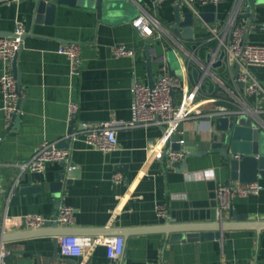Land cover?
<instances>
[{"label": "crops", "instance_id": "crops-1", "mask_svg": "<svg viewBox=\"0 0 264 264\" xmlns=\"http://www.w3.org/2000/svg\"><path fill=\"white\" fill-rule=\"evenodd\" d=\"M251 1L261 5L257 7V23H264L263 0ZM130 4L102 20L95 8L59 5L50 24L35 22L32 0L0 3V35L12 34L17 20H22L27 30L17 59L22 92L19 121L7 120L0 89V234L30 229L22 218L26 214L40 213L53 218L61 204H68L74 208V222L51 230L96 238L122 235L125 239V253L119 259L109 258L102 244L85 257L64 256L58 248L57 257L53 258L52 235L5 241L0 243V251H8L2 264H264V229L233 228L228 236L213 239L180 242L170 239L171 227L209 226L218 220H232L233 210L246 212L251 220H264V187L257 194L235 196L232 207L218 213L217 185L240 182L230 179L223 166L224 158L218 152L190 156L186 167L174 166L166 158L155 159L148 146L152 142L162 144L164 132L156 125L120 129L119 145L112 151L90 147L82 133L74 139L65 138L70 128L82 129V122L132 118L135 80L147 83L149 80L144 48L147 42L154 49L152 71L156 77L161 70L157 56L163 52L168 56L169 68L176 74L187 63L185 57L180 60L171 50L166 38L163 41L145 38L132 23L139 14L149 12L160 19L167 31L175 33L167 26L174 17L175 1L156 4L153 0H130ZM244 5L237 17L242 26L248 22L243 14L251 10L249 0ZM196 7L214 16L211 21L196 16L191 39L175 33L190 48L208 39L210 33L205 22L224 23L232 1L199 3ZM247 38L264 44V28L253 26ZM71 42L81 45V67L76 74L70 71L68 57L58 51L61 45ZM118 44L133 49L134 55H116L113 47ZM168 52L174 55V63ZM202 53L206 55L204 49ZM223 66L222 63L213 67L227 79ZM193 68L199 74L200 69L192 63L188 66L190 78L195 81ZM249 70L264 84V65H252ZM3 71L0 58V74ZM203 88L214 93L215 86L207 79ZM248 100L264 106V96L249 95ZM71 102L78 105L74 120H70ZM261 115L264 118V111ZM181 128L172 136L173 140L196 141L199 149L209 148L215 133L214 119H189ZM44 140L59 144L68 141L67 147L71 149L70 163L75 167L72 174H66L60 196L46 184L54 182L62 162L48 164L42 173L22 172L18 165L29 160ZM118 171L124 174L122 183L112 180ZM258 181L264 186V179ZM23 183L40 189L20 192L18 201L11 202L13 184ZM161 205L167 208L166 216L158 213Z\"/></svg>", "mask_w": 264, "mask_h": 264}, {"label": "built area", "instance_id": "built-area-1", "mask_svg": "<svg viewBox=\"0 0 264 264\" xmlns=\"http://www.w3.org/2000/svg\"><path fill=\"white\" fill-rule=\"evenodd\" d=\"M153 1L157 4L165 0ZM179 1L187 4L190 10L197 13V4H218L223 0ZM230 1H232V9L224 23L212 25L205 22L210 35L207 40L194 45L193 48L184 43L179 35L167 31L157 16L144 12L135 17L132 23L145 38L153 41H163L166 38L171 50L180 60L186 58L187 63L181 68V73L172 74L166 52L161 53L157 56L161 70L156 78L155 86L151 87L147 82L135 80L132 87V118L130 120L82 122V129H72L65 138L74 139L82 133L90 147L101 151H112L119 145L118 132L122 128L164 126L162 144L152 142L148 146V151L155 159L166 158L173 163L181 160L186 154L185 150L172 147V143L176 142L172 136L182 130L181 126L186 120L203 118L215 120L217 117L231 116L239 118L246 114L252 117L258 126L264 127V118L261 115L264 106L260 102L252 104L248 100L249 95L264 96V84L253 77L249 70L252 65H264V44L248 40L246 24L242 26L237 23V17L245 6V0ZM26 32L24 22L17 20L12 34L0 35V58L4 64V71L0 74V89L4 97L3 111L9 121H12L14 115L20 112L22 92L13 70V63L22 49ZM203 49L206 55L202 53ZM58 51L68 57L71 73H78L81 67L80 43H65L59 47ZM113 51L116 55H134V50L123 44L114 46ZM222 53H224L223 57H221ZM220 60L229 81L213 67ZM191 63L200 69L198 79L195 81L191 80L188 72V66ZM236 66L239 68L238 72H235ZM207 79L213 82L214 93L203 88ZM210 105H212L211 108L206 109ZM77 111V103L71 102L70 120H74ZM178 141L184 142V139ZM70 156V147L60 146L58 141L44 140L36 147L29 160L18 165L22 172L42 173L50 163L67 161L68 168L72 169L75 166L70 163ZM124 179V174L119 171L112 176V180L116 183H122ZM263 187L259 181L220 182L216 189L218 213L221 214L225 209L231 208L235 196L257 194ZM158 213L166 216V206H158ZM22 218L30 229L43 228L47 222L67 226L74 222V208L68 204H61L56 217L49 218L40 213H29ZM5 223L3 230L6 227ZM100 244L106 247L107 255L111 259H119L125 253V239L122 235L106 238L78 234L59 236V250L64 256L85 257ZM7 253V250L0 251V264L4 263Z\"/></svg>", "mask_w": 264, "mask_h": 264}, {"label": "water", "instance_id": "water-1", "mask_svg": "<svg viewBox=\"0 0 264 264\" xmlns=\"http://www.w3.org/2000/svg\"><path fill=\"white\" fill-rule=\"evenodd\" d=\"M9 0H0L6 2ZM33 1V18L35 22L53 23L55 13L59 5H77L81 7L95 8L97 16L100 20L104 18H111L119 11L125 10L130 4V0H32ZM251 10L243 14L248 18L246 23V33L251 30L253 26L256 28H264V23H257V7L258 5L249 0ZM264 3V0H263ZM264 5V4H263ZM261 6V5H259ZM184 9H187L184 12ZM201 17L205 21L213 20L214 14L198 9V12L190 10L187 4L181 1H175L174 4V17L167 23L169 29H172L175 33L182 35L185 38L191 39L194 36V23L195 17ZM147 52V66H148V84L151 87L155 86L156 76L152 71V54L154 49L147 42L144 47ZM16 56L13 63V70L17 76V59ZM224 56L222 53L221 57ZM222 64V61H218L214 64L217 67ZM172 74L175 71L170 69ZM239 68H237V72ZM193 74L195 80L198 79L199 71L197 68H193ZM22 104V98L20 100V107ZM14 118L19 121L21 119L20 112L14 115ZM215 133L209 148L199 149L196 141H184L173 142L172 147L177 150H185L186 154L181 160H177L172 164L174 166L186 167L187 161L190 156H199L209 152H218L223 158V166L226 169L229 177L233 181L240 182H254L259 179H264V127L258 126L256 121L243 114L239 118L231 117H217L214 120ZM163 131L165 127L162 126ZM72 130L70 128L69 132ZM60 146L67 147L68 141L62 142ZM62 168L56 172L54 182L46 187H50L56 192L57 196L61 195V191L65 182L66 174H72L71 169L68 168L69 163L62 161ZM69 169V170H68ZM70 180L67 179L68 183ZM40 186H34L32 184L23 183L20 185L13 184L12 186V198L11 202L18 201L20 192H30L39 190ZM57 215V214H56ZM56 215L54 217H56ZM175 222V221H174ZM212 225H200L192 226L189 224H182L175 227H171L170 239L173 242H180L186 240L195 239H213L220 238L223 235L228 236L229 230L233 228H252L257 231L264 229V220H251L246 212L232 211V220H218ZM56 222H47L45 227L39 229H25L20 231H13L0 234V243L10 240L21 239L25 237L52 235L54 236V257H57L59 248V236L68 233L65 230H51L53 227H57ZM107 235H111V232H105Z\"/></svg>", "mask_w": 264, "mask_h": 264}, {"label": "rangeland", "instance_id": "rangeland-1", "mask_svg": "<svg viewBox=\"0 0 264 264\" xmlns=\"http://www.w3.org/2000/svg\"><path fill=\"white\" fill-rule=\"evenodd\" d=\"M168 54H169V57L171 58V60L173 61V63L175 62V60H174V55L171 53V52H168Z\"/></svg>", "mask_w": 264, "mask_h": 264}]
</instances>
